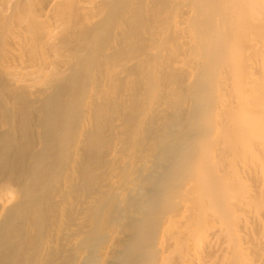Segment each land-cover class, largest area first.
<instances>
[{
    "label": "bare ground",
    "instance_id": "bare-ground-1",
    "mask_svg": "<svg viewBox=\"0 0 264 264\" xmlns=\"http://www.w3.org/2000/svg\"><path fill=\"white\" fill-rule=\"evenodd\" d=\"M0 264H264V0H0Z\"/></svg>",
    "mask_w": 264,
    "mask_h": 264
}]
</instances>
